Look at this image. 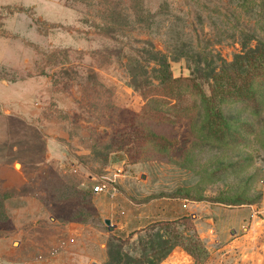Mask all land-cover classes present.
<instances>
[{
  "label": "rangeland",
  "instance_id": "obj_1",
  "mask_svg": "<svg viewBox=\"0 0 264 264\" xmlns=\"http://www.w3.org/2000/svg\"><path fill=\"white\" fill-rule=\"evenodd\" d=\"M257 49L264 0H0V263L59 252L80 225L99 236L90 263H161L180 248L205 264L220 244L197 220H237L264 197V80L232 72ZM163 70L192 80L181 98L151 97L164 112L145 121L141 85ZM97 184L141 206L140 228H118L115 198L100 215ZM171 200L185 215L160 218Z\"/></svg>",
  "mask_w": 264,
  "mask_h": 264
},
{
  "label": "crops",
  "instance_id": "obj_2",
  "mask_svg": "<svg viewBox=\"0 0 264 264\" xmlns=\"http://www.w3.org/2000/svg\"><path fill=\"white\" fill-rule=\"evenodd\" d=\"M111 198L118 200L121 203L120 207L124 205L126 208L123 210L125 211V223L120 222L118 228L130 230L140 228V220L144 219L141 215L143 212H140L141 206L138 207L128 198L121 196L118 186H107L103 190L94 192L93 200L100 215L111 216L116 212V204ZM170 204V208H165L163 205L158 210L161 211L160 218L174 220L185 215V210L179 202L171 200ZM183 207L187 209L188 204H183ZM243 208H247L248 212L237 220H231L230 218L235 217L224 213L223 210L215 211V216L212 218L197 220L200 227L204 228L205 235L203 236L211 237L220 244L217 250L211 252L210 259L205 264H264V197L256 209L252 206ZM232 229L235 230L233 235L231 234ZM95 237H99L98 234L91 237L80 225L74 226L67 229L66 238L60 244L62 250L59 252H52L49 249H44L43 252L39 248L33 249L32 252L29 249L30 256L32 254L29 261L4 260L0 264H94L90 263V260L95 255L96 241L90 239ZM159 264L196 263L191 254L177 248Z\"/></svg>",
  "mask_w": 264,
  "mask_h": 264
},
{
  "label": "trees",
  "instance_id": "obj_3",
  "mask_svg": "<svg viewBox=\"0 0 264 264\" xmlns=\"http://www.w3.org/2000/svg\"><path fill=\"white\" fill-rule=\"evenodd\" d=\"M249 1V0H248ZM249 50L248 52H246L244 55H241V57L239 56L233 63V71L235 72L236 70H239L240 73H244L245 76L249 77H244V79L248 82L251 80L250 76L253 77H257L259 79L264 80V50ZM241 60V62H239ZM227 73L229 74V78L227 81H225L222 85H224V90H228L230 89L232 86L237 87V84L234 83V77H233V73ZM162 80L160 81V83L157 85V87L153 86L154 90L156 91V93H153V95H149V93H151V90L153 89L151 86H147L148 84H143L141 85V88L144 90H141V94L143 96V98L146 100V103L144 105H146L145 109L142 111V116L144 118L145 121L150 120V119H154L156 116H161L159 115L160 113H163L164 111L162 110H156L155 107L151 106V97L153 96H160L159 94H163V97H179L181 98L182 94L180 92L181 89H179L180 87H182L183 83L189 82L190 80H192V77L189 78H182V77H172V75H170L171 73L168 70H163L162 72ZM245 87H247V85H244ZM239 88V86H238ZM178 90V92L176 91ZM177 92V96H175L174 93ZM187 103V102H185ZM159 112V114H158ZM175 115L172 112H169V115ZM143 131V130H142ZM140 132V134L142 135H137V134H133L132 136L134 138L140 137V139H142V141L144 139H149L152 136V133L147 130L145 132ZM186 218V217H185ZM166 252L163 255V258H165L166 256ZM193 254V253H192ZM157 263H153V264H158Z\"/></svg>",
  "mask_w": 264,
  "mask_h": 264
},
{
  "label": "built area",
  "instance_id": "obj_4",
  "mask_svg": "<svg viewBox=\"0 0 264 264\" xmlns=\"http://www.w3.org/2000/svg\"><path fill=\"white\" fill-rule=\"evenodd\" d=\"M106 187L107 186L105 184H97L92 189H93V192H98L100 190L105 189Z\"/></svg>",
  "mask_w": 264,
  "mask_h": 264
},
{
  "label": "water",
  "instance_id": "obj_5",
  "mask_svg": "<svg viewBox=\"0 0 264 264\" xmlns=\"http://www.w3.org/2000/svg\"><path fill=\"white\" fill-rule=\"evenodd\" d=\"M104 222H105L106 225L111 226V221H110V219H105Z\"/></svg>",
  "mask_w": 264,
  "mask_h": 264
}]
</instances>
